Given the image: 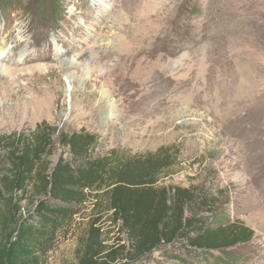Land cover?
Wrapping results in <instances>:
<instances>
[{"label":"rangeland","instance_id":"374dc122","mask_svg":"<svg viewBox=\"0 0 264 264\" xmlns=\"http://www.w3.org/2000/svg\"><path fill=\"white\" fill-rule=\"evenodd\" d=\"M15 35L21 45L4 64L30 103L0 117V138L25 140L40 122L53 127L41 172L69 158L58 132L96 135L94 156L168 148L170 166L155 187L214 196L230 221L253 231L228 249L231 260L264 264V0H0V45L10 50ZM139 79L141 87L130 85ZM6 146L0 176L9 168ZM18 196L22 215L43 198L31 187ZM76 210L40 264H78L85 249L101 261L127 247L107 205ZM11 229L8 222L2 237ZM123 252L107 262L128 264ZM165 257L153 252L136 264H170Z\"/></svg>","mask_w":264,"mask_h":264},{"label":"trees","instance_id":"16d2710c","mask_svg":"<svg viewBox=\"0 0 264 264\" xmlns=\"http://www.w3.org/2000/svg\"><path fill=\"white\" fill-rule=\"evenodd\" d=\"M55 132L40 122L25 140L0 138L9 163L0 176V264H40L42 248L86 203L91 210L108 206V221L125 234L127 247L112 249L101 261L85 249L78 264L116 262L120 249V259L128 264L147 260L153 252L164 253L170 264H236L228 249L249 242L253 231L230 221L216 198L202 189L155 187L158 171L170 166L168 148L145 156L117 150L94 156L96 135L58 132V143L69 158L41 172L40 158ZM27 187L43 198L22 215L18 195ZM8 222L13 229L2 237Z\"/></svg>","mask_w":264,"mask_h":264},{"label":"bare ground","instance_id":"6f19581e","mask_svg":"<svg viewBox=\"0 0 264 264\" xmlns=\"http://www.w3.org/2000/svg\"><path fill=\"white\" fill-rule=\"evenodd\" d=\"M28 29H18L17 28V31L16 33L18 35L20 34H23L25 32H27ZM38 33V32H37ZM21 40H22V37L20 38L19 37H15L12 39L13 41V47L8 50L5 48V45L4 44H1L0 45V117L1 116H7L11 113H16V110L18 108L21 107V105L23 103H25L27 106L30 102H28L27 100L25 101H21V97L19 96L18 97V94L19 92L21 91L22 88H19L16 89L13 87L12 85V79H13V75H11V73L9 72H12L16 69L14 68H11V67H7L4 62H7V61H11L10 58H11V54L16 51V47L20 46L21 45ZM19 48V47H18ZM13 56V55H12ZM70 60L71 58H64V59H61L60 60V64L62 68L66 69L68 67H70ZM128 74V73H127ZM127 77H123L124 80H126ZM130 85H143V82L141 81V79L139 80H135V81H131L130 80ZM141 87V86H140ZM141 90V88H140Z\"/></svg>","mask_w":264,"mask_h":264}]
</instances>
